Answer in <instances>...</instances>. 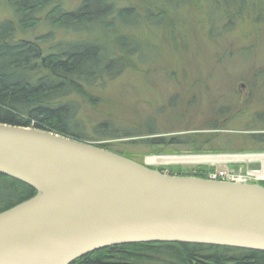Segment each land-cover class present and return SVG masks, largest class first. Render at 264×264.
I'll use <instances>...</instances> for the list:
<instances>
[{
	"label": "rangeland",
	"instance_id": "rangeland-1",
	"mask_svg": "<svg viewBox=\"0 0 264 264\" xmlns=\"http://www.w3.org/2000/svg\"><path fill=\"white\" fill-rule=\"evenodd\" d=\"M79 1L64 0L63 7L72 9ZM113 2L114 11L130 7L134 13L118 24L113 12L109 17L118 25L115 31L101 33L88 25L85 32L70 31L42 21L15 33V39L32 40L51 29L44 48L65 40H90L112 49V37L120 34L137 46L118 76L87 89L91 104L71 97L86 136H94L93 127L108 120L121 129L135 123L143 130L155 128L156 136L195 133L200 140L211 139L201 152L183 145H149L142 138L98 141L139 162L163 154L264 152V0H246L240 10L212 0ZM12 16L7 0H0V21ZM149 165L174 175H191L199 166L207 171L246 167L232 161Z\"/></svg>",
	"mask_w": 264,
	"mask_h": 264
},
{
	"label": "water",
	"instance_id": "water-1",
	"mask_svg": "<svg viewBox=\"0 0 264 264\" xmlns=\"http://www.w3.org/2000/svg\"><path fill=\"white\" fill-rule=\"evenodd\" d=\"M0 174L35 190L0 212V264H70L177 242L264 251V186L166 174L56 132L0 123Z\"/></svg>",
	"mask_w": 264,
	"mask_h": 264
},
{
	"label": "trees",
	"instance_id": "trees-1",
	"mask_svg": "<svg viewBox=\"0 0 264 264\" xmlns=\"http://www.w3.org/2000/svg\"><path fill=\"white\" fill-rule=\"evenodd\" d=\"M63 1L7 0L13 16L0 21V123L71 136L126 157L129 156L113 150L108 143L98 141L142 138L149 145H183L191 152H201L211 142L209 137L200 140L195 133L156 136L157 129L143 130L138 123L121 129L104 120L93 127L94 136L84 134L71 97L79 96L90 103L87 89L118 76L137 46L120 34L112 37V49L90 40H65L44 48L41 44L51 40V29L32 40L15 39L16 30L33 29L44 21L50 28L85 32L88 25L97 26L103 33L115 31L118 26L109 17L113 12L118 24L134 13L130 7L114 11L113 0H80L72 9H65ZM161 1L171 4L183 0ZM212 1L236 10L246 4V0ZM203 167H197L191 175L206 178L212 169ZM260 184L264 186V182ZM34 194L29 185L0 174V212ZM70 264H264V251L196 243L136 242L92 251Z\"/></svg>",
	"mask_w": 264,
	"mask_h": 264
},
{
	"label": "built area",
	"instance_id": "built-area-1",
	"mask_svg": "<svg viewBox=\"0 0 264 264\" xmlns=\"http://www.w3.org/2000/svg\"><path fill=\"white\" fill-rule=\"evenodd\" d=\"M264 156V153H250L246 157L234 160V162L246 163L244 170L241 166L231 170H215L207 174L209 180H226L235 182H264V159L256 158L255 156ZM241 156V155H240ZM250 163H257L258 166L252 167Z\"/></svg>",
	"mask_w": 264,
	"mask_h": 264
},
{
	"label": "bare ground",
	"instance_id": "bare-ground-1",
	"mask_svg": "<svg viewBox=\"0 0 264 264\" xmlns=\"http://www.w3.org/2000/svg\"><path fill=\"white\" fill-rule=\"evenodd\" d=\"M256 158L264 159V156H255ZM241 158H249L246 156L240 155H232L231 153H223V154H184V155H151L146 157L145 163L149 165L150 163H162V164H196L203 162H211V163H220V162H228L232 160H237ZM150 166V165H149Z\"/></svg>",
	"mask_w": 264,
	"mask_h": 264
}]
</instances>
